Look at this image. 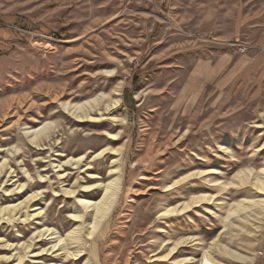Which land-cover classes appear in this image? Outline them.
Segmentation results:
<instances>
[{
    "label": "rangeland",
    "instance_id": "rangeland-1",
    "mask_svg": "<svg viewBox=\"0 0 264 264\" xmlns=\"http://www.w3.org/2000/svg\"><path fill=\"white\" fill-rule=\"evenodd\" d=\"M263 19L264 0H0V207L42 193L0 218V264H149L192 238L198 246L153 264L206 254L264 264V196L239 210L235 195L249 172L264 182V49L248 40ZM208 20L218 29L207 36ZM208 169L218 181L196 177ZM112 182L115 200L90 235L96 211L79 200L100 202L105 188L82 189ZM205 195L213 205L161 215ZM44 228L56 239L25 248Z\"/></svg>",
    "mask_w": 264,
    "mask_h": 264
},
{
    "label": "bare ground",
    "instance_id": "bare-ground-1",
    "mask_svg": "<svg viewBox=\"0 0 264 264\" xmlns=\"http://www.w3.org/2000/svg\"><path fill=\"white\" fill-rule=\"evenodd\" d=\"M85 106L83 105H80V104H65L64 105V108L65 109H68V110H71L75 113H82L84 112L85 110ZM85 114V113H84ZM89 119H92V117H89ZM52 124L51 123H48V124H45L43 127H41L40 129L38 130H34L32 132V134H30V137L31 139L30 140H33V141H38L40 139V136L41 135H45L48 130L51 128ZM30 133V132H29ZM108 139H111V140H116L117 139V136L114 135V134H106ZM222 150H227V148H225V146H219ZM42 149H39V151H41ZM102 153V152H101ZM101 153H97L96 156L100 155ZM227 153V152H226ZM84 160V156H80L79 158H71L69 159L66 163H80ZM61 171V170H59ZM222 174V172L219 170V169H208V170H203V171H199L197 174H196V177L198 179H202V178H205L207 176H213V178L215 180L218 181V179L220 178V175ZM251 176H252V172H249L246 176V178L244 179V183H243V188L242 189H238L236 191V196H240L239 198H241V200L239 202H242L241 205L238 206L239 210H242V209H245V208H248V204L250 202H252V199L251 197L252 196H264V182L262 181H257V183H253L251 181ZM67 175H63L61 176L60 179H64L66 178ZM42 182H45V180H43ZM116 184L115 182H112V183H109V184H106L105 186L102 185V184H97L95 186H84V188L82 189L83 192H90V191H93L94 189H102V188H105V193H104V196L103 198L101 199L100 202H93L92 200H89V199H80L79 200V205L81 207H83L84 209H87L88 211H91L89 210L90 208H95V223L93 225V230L94 231H91L90 235H93L96 231V227L99 226V224L104 220V218L106 217V215L109 213L110 209H111V206L115 200V197H116V193H117V190L118 188L116 187ZM35 185H39V183H35ZM212 187H216L218 189H231L230 187H227L226 185H224L223 183H214L212 185ZM27 186H25L24 184H20L16 189L12 190L8 195H12V194H23L26 190H27ZM172 189V187H169L168 189L166 190H170ZM66 192V194L69 196V197H73L74 194L76 193L75 191H72V190H69V189H66L64 190ZM233 192V191H232ZM42 198V193L38 192V193H35V194H31L29 196H27L24 200L18 202V203H14V204H9V205H6V206H2L0 207V218L4 219L6 217H9V216H17L19 215V213H25L26 210L28 208H30L31 206V203H36L38 201H40ZM215 198L216 196H208V195H205L203 196V198L199 201H195L194 203L192 204H189V203H185L184 205H180V206H177V207H172V208H169L167 209L165 212H163V214L161 215H168L167 213H171L174 215H183L185 214V212H190V211H193L195 208L197 207H201L202 205L204 204H208V205H213L214 204V201H215ZM35 210H38L37 207H34L32 211H35ZM237 212V210H236ZM42 211L36 213L34 215V217L36 218H39V217H42ZM84 217L80 214H72L70 216V220L74 223H80L81 220L83 219ZM236 221H239L238 217L237 218H234ZM77 232V231H76ZM76 232H73V233H76ZM57 232L51 228H44L42 230H39V232L35 233L34 236H33V240L35 241V243L32 245V242L29 244V246H26L25 248H28L30 249V247H33L34 245H38V244H41V243H44L45 241L47 240H53V239H56L53 235L56 234ZM226 234L225 231L221 232V234ZM223 237L222 236H219V240H222ZM197 240V239H196ZM2 240L0 239V242ZM64 240L62 238L59 239L58 241V244L54 245L52 250L53 252H57L60 250V244L63 243ZM177 247L176 248H172L168 254L164 255V256H161L160 258H155L153 260H151L149 262V264H153V263H156V262H159V263H162V262H172V260L175 258V256L179 253H183L185 252L184 250L186 249H192L193 247L195 246H198L199 244L198 243H195V239H190V240H180L178 243H177ZM167 245V244H166ZM8 246H13L12 244H8ZM17 246V245H16ZM25 245L22 244L20 247H24ZM187 251V250H186ZM192 251V250H191ZM45 252H46V249H44L42 252L40 253H36L34 254V257H42L43 255H45ZM225 254L227 256H231L233 258H236L238 257L237 255L231 253L230 251H224ZM42 253V254H41ZM155 255L157 254H153L152 257H155ZM76 258H74L75 260H78L80 256H75ZM5 259V258H4ZM8 260H11V258H9ZM228 261L229 262H233L234 260L230 259L228 257ZM174 263V262H173ZM200 264H223L217 260H215V258L211 257L210 255L206 254L205 256H203L201 259H200ZM179 264H192L191 263V258H186V257H183L180 261H179Z\"/></svg>",
    "mask_w": 264,
    "mask_h": 264
},
{
    "label": "crops",
    "instance_id": "crops-1",
    "mask_svg": "<svg viewBox=\"0 0 264 264\" xmlns=\"http://www.w3.org/2000/svg\"><path fill=\"white\" fill-rule=\"evenodd\" d=\"M254 19L255 18H252L251 20H254ZM246 24L247 22L243 24L241 28L245 27ZM250 27L256 29V33L254 34V36H249L248 40H250V43L254 44L256 47L264 49V19L261 22V24H257L256 22L255 25H252ZM198 28L200 29L201 34H204L207 36L211 35L218 29V21L208 20L205 23L200 24ZM238 35H242V31L239 30ZM229 37L226 36L222 38V42H227L230 39Z\"/></svg>",
    "mask_w": 264,
    "mask_h": 264
},
{
    "label": "built area",
    "instance_id": "built-area-1",
    "mask_svg": "<svg viewBox=\"0 0 264 264\" xmlns=\"http://www.w3.org/2000/svg\"><path fill=\"white\" fill-rule=\"evenodd\" d=\"M246 48H244L242 51L244 52Z\"/></svg>",
    "mask_w": 264,
    "mask_h": 264
}]
</instances>
